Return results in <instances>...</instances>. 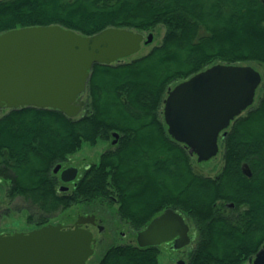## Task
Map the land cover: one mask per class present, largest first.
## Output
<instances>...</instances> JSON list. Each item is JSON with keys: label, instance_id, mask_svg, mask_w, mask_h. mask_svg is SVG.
I'll use <instances>...</instances> for the list:
<instances>
[{"label": "trees", "instance_id": "obj_1", "mask_svg": "<svg viewBox=\"0 0 264 264\" xmlns=\"http://www.w3.org/2000/svg\"><path fill=\"white\" fill-rule=\"evenodd\" d=\"M51 24L83 35L159 24L165 32L144 55L95 63L81 115L23 106L0 116V181L8 182L10 199L27 204V221L40 226L73 204L101 200L116 204L137 232L171 207L195 227L186 264H248L264 244V85L257 103L220 138L223 165L214 177L194 171L162 109L172 83L212 64L264 65V0H0V33ZM113 132L116 145L59 192L54 167L83 143L110 141ZM159 252L117 244L97 264H161Z\"/></svg>", "mask_w": 264, "mask_h": 264}, {"label": "water", "instance_id": "obj_2", "mask_svg": "<svg viewBox=\"0 0 264 264\" xmlns=\"http://www.w3.org/2000/svg\"><path fill=\"white\" fill-rule=\"evenodd\" d=\"M152 40V33L144 36L125 27H107L91 35L58 24L1 32L0 107L53 108L77 117L85 105L82 97L92 66L121 61ZM261 81L260 72L251 65L215 63L176 83L163 99L168 133L198 162L211 159L231 122L253 105ZM60 167L57 164L53 172ZM77 173V167H67L61 180L72 181ZM94 223V214L79 215L72 227L57 223L0 233V264H86L96 240L81 225ZM189 230L184 215L169 207L137 231L136 243L146 247L172 241L174 249H181L191 243ZM177 264L185 262L180 259ZM248 264H264V244Z\"/></svg>", "mask_w": 264, "mask_h": 264}, {"label": "rangeland", "instance_id": "obj_3", "mask_svg": "<svg viewBox=\"0 0 264 264\" xmlns=\"http://www.w3.org/2000/svg\"><path fill=\"white\" fill-rule=\"evenodd\" d=\"M140 32H142L144 36H146L148 33H152V42L146 45L142 44L138 52L123 58L122 61H129L133 58L144 55L153 46L158 45L164 35L165 26L159 24L152 29L143 30ZM241 65H251L256 70H258L262 76V81L256 91V96L253 103V105H255L262 94V87L264 85V65L258 62H245L241 63ZM174 85L175 84L172 83L170 87H173ZM82 98L84 101L87 100L85 93L83 94ZM84 110L85 109L83 108L81 114L84 113ZM7 111L8 108L0 107V116ZM110 147V141H99L95 145L83 143L80 150L68 156L66 162H64L63 165L66 167H77L80 171V177L83 172L84 165L98 162L100 154ZM223 149V143L221 139H219V151L216 156L202 162H198L195 155L192 156L191 163L194 171L204 176H216L220 172L223 165ZM66 186H69V189H71L73 185L67 184ZM7 187L8 182L0 181V232L13 233L18 230H26L35 227V224L27 221V217L29 216L27 205L19 197L10 199L6 195ZM116 209V204L109 205L105 201L101 200H95L91 203H77L54 214L48 220V223H60L64 226H71L79 215L94 214L97 224L103 226V229L99 230L96 227H90L96 242L93 245L94 252L88 258L86 264H97L108 247L117 244L136 243V231L131 228L129 223L119 217ZM184 217L190 227L189 234H195V227L192 220L185 215ZM193 240L194 241L189 246L180 251L174 252L167 247H160V252L158 255L159 262L161 264H176L177 260L180 259H183L185 262H187L189 253L195 244L196 236Z\"/></svg>", "mask_w": 264, "mask_h": 264}, {"label": "flooded vegetation", "instance_id": "obj_4", "mask_svg": "<svg viewBox=\"0 0 264 264\" xmlns=\"http://www.w3.org/2000/svg\"><path fill=\"white\" fill-rule=\"evenodd\" d=\"M118 138H119V134H118V137H114L113 136V133H112V138H111V140H110V146L112 147V146H114V145H116V143H117V140H118ZM220 138H222V137H220ZM105 151V150H104ZM103 151V152H104ZM58 164H61V167H60V169L57 171V172H54V175L56 176V178H57V181H58V184L59 183H62V184H59L58 185V191L59 192H66V191H68L69 190V186H66L67 184H75L76 183V179L79 177V174H80V171H79V169H78V173H77V177H76V179H74V180H72V181H67V182H64V181H62L61 180V176H60V174H61V171L63 170V169H65V168H67L66 166H64L63 165V163H58ZM87 166V164H85L84 165V167L83 168H85ZM70 167V166H69ZM75 167V166H74ZM245 173L246 174H249V172H248V170H246L245 171ZM65 184V185H64ZM64 186H66V187H68V189L67 190H62V187H64ZM22 201H23V199L21 198V197H19ZM26 204V203H25ZM27 205V204H26ZM47 224H52V223H48V222H46L45 224H43V225H47ZM55 224H57V223H55ZM43 225H40V226H35V227H33V228H30V229H26V230H18V231H15V232H28V231H30V230H32V229H34V228H38V227H41V226H43ZM98 225H100V224H97V222H96V217H95V223L94 224H87V225H81L82 227H87L88 229H90V227H96L97 229H98ZM72 226H74V223L71 225V226H64L63 225V227L64 228H67V227H72ZM91 230V229H90ZM1 233V232H0ZM14 233V232H13ZM137 233V232H136ZM2 234H12V233H2ZM122 235H124V234H122ZM191 235V237H192V239H191V243L194 241L193 239H194V234H190ZM190 243V244H191ZM189 244V245H190ZM188 245V246H189ZM158 247L160 248V247H167V248H169L171 251H180V250H183L184 248H186V247H183V248H181V249H174L173 248V242L171 241V242H169V243H163V244H161V245H158ZM183 260V259H182ZM179 260H177V262H178ZM184 261V260H183ZM177 262H176V264H177ZM185 262V261H184ZM185 264H186V262H185Z\"/></svg>", "mask_w": 264, "mask_h": 264}]
</instances>
